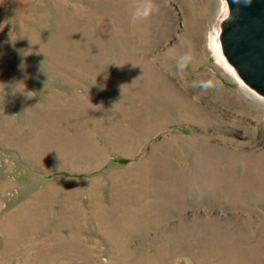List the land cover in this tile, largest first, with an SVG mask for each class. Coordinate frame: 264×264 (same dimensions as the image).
I'll list each match as a JSON object with an SVG mask.
<instances>
[{
    "label": "rangeland",
    "instance_id": "1",
    "mask_svg": "<svg viewBox=\"0 0 264 264\" xmlns=\"http://www.w3.org/2000/svg\"><path fill=\"white\" fill-rule=\"evenodd\" d=\"M229 16L0 0V264H264V97L220 58Z\"/></svg>",
    "mask_w": 264,
    "mask_h": 264
},
{
    "label": "water",
    "instance_id": "2",
    "mask_svg": "<svg viewBox=\"0 0 264 264\" xmlns=\"http://www.w3.org/2000/svg\"><path fill=\"white\" fill-rule=\"evenodd\" d=\"M224 54L239 78L264 97V0H227Z\"/></svg>",
    "mask_w": 264,
    "mask_h": 264
},
{
    "label": "bare ground",
    "instance_id": "3",
    "mask_svg": "<svg viewBox=\"0 0 264 264\" xmlns=\"http://www.w3.org/2000/svg\"><path fill=\"white\" fill-rule=\"evenodd\" d=\"M219 50H220V58L222 59V61L224 62V64H225V67L226 68H228L229 69V71L232 73V74H235V76H237L236 75V73H235V71H234V69L230 66V64H228V62H227V59H226V57L224 56V54H223V52H222V49L220 48V46H219V48H218ZM238 77V76H237ZM239 81H240V83L244 86V87H246L242 82H241V80L239 79V78H237ZM250 92H249V95L250 96H252V97H254L255 99H260V95H258L255 91H252L251 89H249V88H247ZM237 99V98H236ZM235 99V100H236ZM261 100V99H260ZM236 102H238V100H236ZM239 103V102H238Z\"/></svg>",
    "mask_w": 264,
    "mask_h": 264
},
{
    "label": "clouds",
    "instance_id": "4",
    "mask_svg": "<svg viewBox=\"0 0 264 264\" xmlns=\"http://www.w3.org/2000/svg\"><path fill=\"white\" fill-rule=\"evenodd\" d=\"M145 16H146V14H145ZM135 18V17H134Z\"/></svg>",
    "mask_w": 264,
    "mask_h": 264
}]
</instances>
